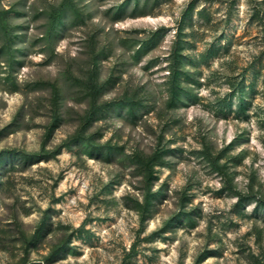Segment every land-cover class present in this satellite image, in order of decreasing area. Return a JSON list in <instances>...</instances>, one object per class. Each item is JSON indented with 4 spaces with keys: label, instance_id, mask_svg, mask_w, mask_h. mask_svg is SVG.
Returning a JSON list of instances; mask_svg holds the SVG:
<instances>
[{
    "label": "rangeland",
    "instance_id": "1",
    "mask_svg": "<svg viewBox=\"0 0 264 264\" xmlns=\"http://www.w3.org/2000/svg\"><path fill=\"white\" fill-rule=\"evenodd\" d=\"M0 264H264V0H0Z\"/></svg>",
    "mask_w": 264,
    "mask_h": 264
},
{
    "label": "trees",
    "instance_id": "2",
    "mask_svg": "<svg viewBox=\"0 0 264 264\" xmlns=\"http://www.w3.org/2000/svg\"><path fill=\"white\" fill-rule=\"evenodd\" d=\"M178 76H179V74H178V71H176V70H173L172 71V77H173V84L175 85V86H177V87H180V85L179 84H177V83H175L176 81H177V79H178ZM95 79V78H94ZM90 84H91V86L92 87H94L95 88V85L97 84V82H95L94 80H93V78L91 77V81H90ZM98 88H96V95H97V93L101 90V86H97ZM56 91V90H55ZM57 94V97H58V89H57V91H56V93H55V95ZM56 101L58 102V98H56ZM121 107H127L128 106V104L126 103V102H121V104H119ZM58 120V115L55 117V121H57ZM224 154V153H223ZM159 159H160V156L159 155H156L155 157L154 156H152V157H150V163H148V164H146V168L145 169H147V172H148V175H146V176H148V178L149 177H151L152 175H153V172H152V168H153V166L154 165H156V163L159 161Z\"/></svg>",
    "mask_w": 264,
    "mask_h": 264
}]
</instances>
